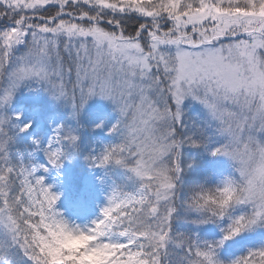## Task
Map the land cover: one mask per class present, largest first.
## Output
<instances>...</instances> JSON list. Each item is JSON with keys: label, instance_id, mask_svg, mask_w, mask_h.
Wrapping results in <instances>:
<instances>
[{"label": "snow or ice", "instance_id": "6c2138e0", "mask_svg": "<svg viewBox=\"0 0 264 264\" xmlns=\"http://www.w3.org/2000/svg\"><path fill=\"white\" fill-rule=\"evenodd\" d=\"M33 84L76 125L38 134L13 107ZM94 97L114 105L118 142L85 159L105 170L101 184L114 164L131 186L109 185L80 221L41 173L79 149L78 117ZM257 232L264 0H0V264H264V239L229 250Z\"/></svg>", "mask_w": 264, "mask_h": 264}, {"label": "rangeland", "instance_id": "374dc122", "mask_svg": "<svg viewBox=\"0 0 264 264\" xmlns=\"http://www.w3.org/2000/svg\"><path fill=\"white\" fill-rule=\"evenodd\" d=\"M32 88L37 90L29 91L26 87H22L13 107L16 110H23L25 120L33 119V126L38 134H43L47 138L51 130L59 123L76 125V120L69 116L71 111L69 107L62 102H56L43 91L42 86L33 84ZM113 109L114 105L110 101L99 97L91 99L78 117L80 124L84 125L80 129L79 149L75 152L69 150L72 154L63 160L59 170L50 168L48 173H41L45 175L46 182L53 185V191L62 193L57 206L70 218L79 217L82 221L94 216L99 211L98 205H102L105 201L104 193L108 191L109 184H116L118 182L116 180L122 179L121 169H117L116 178L111 177V168L116 165L110 164L106 169L105 183L101 184L98 178L105 175V170L91 167L85 159V155L99 151L104 144L118 142V138L107 131L118 115ZM196 111L197 109L193 107L190 109V114L195 115ZM102 121V128L93 127ZM26 142L27 137H23L21 144ZM188 151L191 153V150ZM38 158L46 162L42 153L38 154ZM203 160L205 165L218 169L227 168L224 158L210 159L204 156ZM179 227H185V225L180 224ZM202 232L211 236L217 234V229L214 225H207L202 226ZM262 239H264L262 232L244 235L237 244L229 245V250L238 253L241 245L258 244Z\"/></svg>", "mask_w": 264, "mask_h": 264}, {"label": "trees", "instance_id": "16d2710c", "mask_svg": "<svg viewBox=\"0 0 264 264\" xmlns=\"http://www.w3.org/2000/svg\"><path fill=\"white\" fill-rule=\"evenodd\" d=\"M117 169H121L123 171V173H121L122 175V179L120 178V180H116L118 181L116 184H127L129 187L131 186V181L128 180V172L126 169H123L121 168L120 166L116 165V167H112L111 170H112V175L111 177L112 178H116L117 177V174H116V171ZM127 176V177H126ZM119 179V178H118ZM128 180V181H127ZM111 185V184H109ZM108 186V184H107Z\"/></svg>", "mask_w": 264, "mask_h": 264}, {"label": "clouds", "instance_id": "9594fccd", "mask_svg": "<svg viewBox=\"0 0 264 264\" xmlns=\"http://www.w3.org/2000/svg\"><path fill=\"white\" fill-rule=\"evenodd\" d=\"M63 239V242L65 243H71V238H62Z\"/></svg>", "mask_w": 264, "mask_h": 264}]
</instances>
